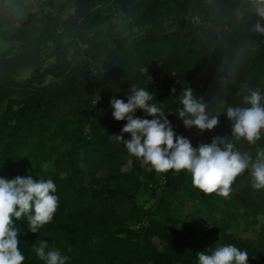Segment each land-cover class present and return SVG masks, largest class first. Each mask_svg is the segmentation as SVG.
<instances>
[{"label":"trees","instance_id":"1","mask_svg":"<svg viewBox=\"0 0 264 264\" xmlns=\"http://www.w3.org/2000/svg\"><path fill=\"white\" fill-rule=\"evenodd\" d=\"M257 22L250 0H0V178L51 179L59 198L37 233L16 221L23 264H44L33 250L41 241L66 264H198L197 252L229 244L264 264V190L249 174L223 198L193 187L186 171L149 172L113 136L130 139L110 106L142 87L193 147L233 139L226 109L246 106L249 89L264 93ZM189 88L220 113L214 130L183 125ZM234 143L254 154L264 134Z\"/></svg>","mask_w":264,"mask_h":264},{"label":"clouds","instance_id":"2","mask_svg":"<svg viewBox=\"0 0 264 264\" xmlns=\"http://www.w3.org/2000/svg\"><path fill=\"white\" fill-rule=\"evenodd\" d=\"M255 14L264 20V0H250ZM252 31L264 34V25L257 22ZM175 92V88L172 89ZM153 94L144 88L133 86L128 92L127 102L113 98L110 106L116 121H126L122 133L113 135L122 142L130 156L147 166L146 170L167 173L174 170L191 174L192 186L205 195L228 198L236 178L247 172L254 190H264V147L255 153L240 152L234 141L244 140L255 145L264 134V93L249 89L243 97L246 106H230L226 116L232 122L231 136L213 137L211 143H200L193 147L189 139L177 135L163 110L150 103ZM182 108L178 116L185 128L195 127L200 132L214 130L219 125L220 113L210 114L202 98H195L189 88L180 98ZM137 110L152 116V119L137 117ZM57 187L51 179H33L17 176L0 178V264H23L25 254L20 249V229L16 221L26 217L29 230L51 223L59 207L55 194ZM35 255L44 264H66L70 259L58 249H49L46 241L33 248ZM198 264H247L249 255L235 245L216 247L210 254L197 252Z\"/></svg>","mask_w":264,"mask_h":264},{"label":"rangeland","instance_id":"3","mask_svg":"<svg viewBox=\"0 0 264 264\" xmlns=\"http://www.w3.org/2000/svg\"><path fill=\"white\" fill-rule=\"evenodd\" d=\"M9 8H11V6L9 5L8 6ZM9 8L7 9V10H9ZM16 10V9H15ZM17 11V10H16ZM28 76H29V72H24V73H22V74H20L19 75V77H18V80L19 81H23V80H25L26 78H28ZM178 125V124H177ZM176 125V126H177ZM180 126H177L176 127V132H178L179 130H180ZM126 169H129V168H131V160L129 159V162H128V164L126 165V167H125ZM139 202H140V204L141 205H144V206H149V205H151L152 204V202H153V200L151 199V197H149L148 195H146V194H140L139 195ZM241 237H243V238H245V239H247V238H254V237H256L257 236V233L255 234V233H252V232H243V231H241Z\"/></svg>","mask_w":264,"mask_h":264}]
</instances>
